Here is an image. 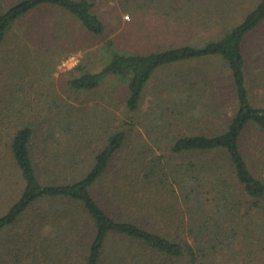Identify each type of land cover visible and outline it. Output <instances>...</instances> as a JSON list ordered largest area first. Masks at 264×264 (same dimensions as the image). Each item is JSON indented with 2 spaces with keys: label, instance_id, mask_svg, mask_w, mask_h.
<instances>
[{
  "label": "trees",
  "instance_id": "obj_1",
  "mask_svg": "<svg viewBox=\"0 0 264 264\" xmlns=\"http://www.w3.org/2000/svg\"><path fill=\"white\" fill-rule=\"evenodd\" d=\"M122 2L125 9H155L156 16L174 24L192 22L197 6V0ZM235 2L220 0L219 8ZM95 6L94 0H20L0 10V49L16 22L39 8H57L89 35L103 36L106 27ZM263 24L264 0H257L239 23L202 43L142 54L119 51L110 42L109 62L98 72L84 70L74 77L70 81L74 90L91 91L104 77H117L128 87L129 112L137 113L160 70L221 57L235 96L232 114L218 102L224 92L218 82L214 84L216 75L194 70L179 81L174 72L162 92L164 109L155 111L159 113L156 128L166 132L158 141L164 140L157 145L160 154L152 150L150 159L146 153L121 158L128 133H109L102 149L88 145L94 154L91 164L77 160L78 150L65 151L57 159L55 168L90 165L89 171L81 169L68 182L48 166L38 173L32 151L34 131L29 125L20 128L11 149L24 186L17 201L0 216V252L6 231L23 223L36 205L55 202L60 208L37 211L27 231L10 242L11 261L3 263L0 257V264H232L225 257L239 245L238 254L264 257V177L243 147L250 128L264 132V106L250 96L244 53L246 39ZM60 124L64 126L65 119ZM185 124H199L201 129L197 134H176L175 129ZM218 124L224 129H215ZM70 131L68 126L63 129ZM109 175L114 192L112 199L104 197L108 204L104 206L95 193Z\"/></svg>",
  "mask_w": 264,
  "mask_h": 264
},
{
  "label": "rangeland",
  "instance_id": "obj_2",
  "mask_svg": "<svg viewBox=\"0 0 264 264\" xmlns=\"http://www.w3.org/2000/svg\"><path fill=\"white\" fill-rule=\"evenodd\" d=\"M19 1L0 0V10L5 11ZM94 1L95 12L106 27L103 36L89 35L79 22L56 12L57 8H39L42 10L36 9L16 22L0 49V216L17 201L23 190L24 183L11 147L16 132L26 125L34 131L32 151L38 173L48 166L55 176L68 182L78 177L81 169L89 171L87 163L90 161L91 164L94 154L87 150L88 145L102 149L109 133L124 130L128 133L121 158H137L146 153L150 159L152 150L160 154L158 146L164 140L158 141L166 132L156 128L159 122L155 117L159 113L155 111L164 109L162 92L168 85V76L174 72L175 76L179 75V81H182L181 76L193 75L194 70L198 73L209 70L210 75L214 74L216 78L220 75L217 80L214 78V84L218 82L224 92L218 102L223 104L229 115L232 114L235 96L229 86L230 71L221 57L160 70L145 90L137 113L129 112L128 87L117 77H104L100 86L91 91H76L70 86V81L84 70L100 71L111 58L110 42H114L119 51L142 54L202 43L218 38L229 27L239 23L257 0H236L226 9L219 8L220 0H197L190 18L192 22L182 21L181 24L167 23V20L156 16L155 9H125L123 0ZM216 9H220L223 15L219 16ZM244 53L250 96L256 105L264 106V24L246 39ZM165 103L168 106L169 103ZM61 119H65L62 127ZM67 126L71 131L64 133ZM215 127L224 129L222 124ZM200 129L199 124H185L175 132L197 134ZM243 147L250 161L258 164L264 177V132L250 128ZM69 150L81 151L77 160L87 163L77 168L72 165L55 168L57 159ZM110 179L113 176L109 175L103 184L96 187L95 195H99L104 206L108 205L104 197H113ZM51 208L54 211L60 206L55 202L36 205L23 223L6 231L0 252L3 263L11 261L8 254L10 242L27 231L36 212ZM75 245L78 246L77 243ZM237 250L225 260L232 264H264V257L250 258L238 254Z\"/></svg>",
  "mask_w": 264,
  "mask_h": 264
},
{
  "label": "crops",
  "instance_id": "obj_3",
  "mask_svg": "<svg viewBox=\"0 0 264 264\" xmlns=\"http://www.w3.org/2000/svg\"><path fill=\"white\" fill-rule=\"evenodd\" d=\"M77 241L80 243V244H82L83 242L81 241V240H79V239H77Z\"/></svg>",
  "mask_w": 264,
  "mask_h": 264
}]
</instances>
